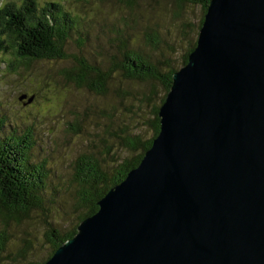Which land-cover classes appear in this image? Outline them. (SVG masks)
I'll return each mask as SVG.
<instances>
[{"label": "water", "instance_id": "1", "mask_svg": "<svg viewBox=\"0 0 264 264\" xmlns=\"http://www.w3.org/2000/svg\"><path fill=\"white\" fill-rule=\"evenodd\" d=\"M157 116L139 164L44 264H264V0H210Z\"/></svg>", "mask_w": 264, "mask_h": 264}, {"label": "rangeland", "instance_id": "2", "mask_svg": "<svg viewBox=\"0 0 264 264\" xmlns=\"http://www.w3.org/2000/svg\"><path fill=\"white\" fill-rule=\"evenodd\" d=\"M53 1L77 21L65 46L66 58L19 64L11 50L0 54V120L4 125L0 133L29 132L30 160L44 163L47 172L42 209L20 223L0 217V236L8 239L0 264L42 262L50 254L45 237L48 226L61 233L75 226L82 212L73 182L78 157L98 152L104 166H110L113 156H131L118 146L116 137L121 132L138 134L142 140L152 135V110L163 93L159 83L126 81L119 72H112L108 92L98 97L68 81L65 72L81 60L106 70L113 57L121 60L125 41L152 62H163L160 72L167 69L166 60L179 69L182 56L197 39L202 18L199 5H179L174 0H136L131 13L119 0H36L39 7ZM7 2L20 5L22 0H0V6ZM149 40L154 49L147 44ZM11 62L17 65L12 71L7 69ZM22 95L32 96V102L23 105L26 100H18ZM26 244L25 259L13 261Z\"/></svg>", "mask_w": 264, "mask_h": 264}, {"label": "trees", "instance_id": "3", "mask_svg": "<svg viewBox=\"0 0 264 264\" xmlns=\"http://www.w3.org/2000/svg\"><path fill=\"white\" fill-rule=\"evenodd\" d=\"M174 1L179 5L189 3L200 6L202 10V18L198 25L200 29L210 0ZM119 4L129 12L135 10L137 6L136 0H119ZM76 23V19L59 2H46L41 7L36 0H22L20 5L7 2L0 6V54L11 50L18 58L19 64L39 60H64L65 46ZM195 42H192L182 56L181 66L186 64L189 53L195 47ZM147 44L152 45L153 49L156 47L150 40ZM119 55L121 60L113 57L108 62L106 70L88 65L83 60L76 61V66L66 71L65 76L76 87L85 88L98 97L108 92L107 83L112 72H119L126 81L159 83L163 93L159 105L154 106L152 110L150 122L152 135L142 140L138 134L121 132L120 136L116 137L119 140L118 146L131 153V156L126 158L113 156L111 159L115 160H111L110 166H104L106 164L100 160L98 152L77 158L73 182L78 186L76 199L82 212L77 216L75 226L68 232L61 233L52 226H48L45 237L50 246V254L42 262L33 264H44L60 245L76 234L78 224L93 215L98 210L96 203L139 164L145 151L151 146L153 138L158 134L157 112L170 89L172 74L178 69L170 66V62L166 60L164 64L167 69L164 73L160 72L159 66H162L163 62H152L149 56L133 49L127 41L122 42ZM1 64L0 60V66ZM15 64L9 63L7 69L12 71L17 67ZM121 94L128 95L127 92H121ZM152 95L155 96V93ZM3 127V121L0 120V132ZM32 146L29 132L22 135L0 133V217L5 221L15 220L20 223L34 211L42 209L40 198L44 193L47 172L44 169V163L37 164L30 160ZM7 243V237L0 236V253L5 250ZM27 249L28 244L19 250L13 261L18 258L25 259Z\"/></svg>", "mask_w": 264, "mask_h": 264}]
</instances>
